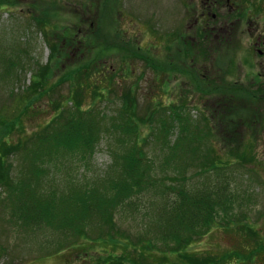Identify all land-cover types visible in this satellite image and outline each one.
<instances>
[{
    "label": "rangeland",
    "instance_id": "1",
    "mask_svg": "<svg viewBox=\"0 0 264 264\" xmlns=\"http://www.w3.org/2000/svg\"><path fill=\"white\" fill-rule=\"evenodd\" d=\"M191 2L0 0V156L4 160L0 161V174L4 175V169L9 168L12 178L8 189L0 185V201L2 197L8 198L12 186V198L21 197L27 186L28 193L33 189L41 193L38 192L41 188L50 192L49 180H41L50 173L56 179L58 195L64 187L87 200L90 196L86 194L104 184L103 181L108 179L112 184L123 180L118 178L121 173L115 159L125 154L122 140H128L129 147L136 141L135 132L134 137L132 132L121 133L124 119L116 113L126 93L124 100L127 103L134 100L139 107L137 118L143 116L145 122L154 125V130L164 124L161 130L164 137L148 138L141 152L147 160H155L156 165L163 156H168V149L176 148L172 145L179 137L181 122H199L200 132L194 125L190 130V137L197 135L194 142L183 144L184 158L193 147L199 148L193 154L196 163L189 166L186 175L189 172L195 183L207 180L215 187L214 191L224 193L225 189L227 196L222 197V204L210 210L209 218L214 222L201 239L192 242L189 250L200 253L202 263L219 260L220 264H264V45L261 39L257 45L254 38L264 30V0H241V9L240 0ZM187 9L194 11L189 18ZM70 14L76 17L71 21L72 27L66 22ZM194 42L202 43L204 55L195 54ZM52 56L57 67L66 71L57 75L61 79L53 77L56 87L49 93L51 70H44V66ZM85 60L89 68L93 61L98 66L81 74L89 72L82 77L83 84L105 77L114 82L102 97L93 100L86 90L76 103L72 97H76L73 90L78 82L73 88L74 81L66 73L69 68L74 69L71 66L77 65L76 61ZM40 72L41 85L33 83ZM69 97L71 103L67 101ZM92 104L100 109L87 111L95 116L100 113L95 119L103 120L99 135L82 129L77 146L67 149L55 147L54 143L46 145L43 130L52 117L62 116L64 124V117L67 118L68 111L73 113L74 106L86 110ZM29 108L32 109L26 111ZM65 110L63 116L61 112ZM164 115L165 120L161 118ZM171 116L177 118L173 120ZM203 116L213 122L206 132ZM137 118L135 121L142 123ZM93 129L96 130L95 126ZM137 129L140 138L149 136L147 126L140 125ZM85 132L88 139L92 138L89 147L82 144ZM26 142L32 150L35 146L36 154L29 158L20 152ZM210 161H219L221 176L206 165ZM199 162L204 163V172L201 166L197 167ZM48 163L54 164L55 171ZM34 167L39 170L45 167V174L36 175ZM156 174L162 178L173 175L168 169L156 170ZM114 175L117 179H113ZM67 176L69 180L65 181ZM0 178L2 182L3 177ZM108 187V193L116 192ZM153 191L156 193L155 189L145 193L144 201L137 210H132L134 214L127 224L120 223L121 217L114 220L121 228L116 233L109 230L111 237L121 243V240L141 241L139 231L154 237L151 227L160 221L155 218L157 205L149 201ZM66 202L68 217L72 218L79 210H75L76 204L69 208L68 201L59 208ZM18 212L13 203L0 208V264H94L95 255L98 260L111 259L103 253L104 249L114 252V247L107 248L108 244L89 249L91 244L81 240L71 245L80 247L81 253L87 255L84 258L78 257L75 249H61L58 229L56 232L50 226L40 225L32 230V225H24V221L17 223ZM163 242L171 245L172 240L167 237ZM126 250L136 252L133 246ZM119 251L122 248H115L116 253Z\"/></svg>",
    "mask_w": 264,
    "mask_h": 264
},
{
    "label": "trees",
    "instance_id": "2",
    "mask_svg": "<svg viewBox=\"0 0 264 264\" xmlns=\"http://www.w3.org/2000/svg\"><path fill=\"white\" fill-rule=\"evenodd\" d=\"M72 20L73 19L69 18L66 19V22L69 23L70 27L74 25L71 23ZM64 31L65 35H68V32L66 30ZM193 46L195 54L204 55V47L202 46V43L194 42ZM100 50L102 49L100 48ZM123 59L124 58H122V60ZM123 62H126V60ZM56 63V59L52 56L50 58V62L44 66V70H51V81L47 84L50 86L49 93H51L56 87V85H54L55 81L53 77L60 78L57 75L60 72L66 71L65 69H62L61 71V67L58 68ZM76 63L77 65L72 64L71 66L74 67V69L69 68L66 73L68 79H72L74 81L73 88L75 87L76 82H78L77 86L73 90L76 97H72L76 103L78 102L79 98L84 96V92L86 93V90L92 94V98L95 100L100 98V96L102 97V93H105L106 89L111 88L110 83L114 82V80L112 79L109 82L106 77L100 81L89 79L88 82H85L84 84L82 83V77L84 75H88L89 72H86L83 75L81 74L87 69L93 70L94 67H97V61L92 62V68H89L90 64L87 63L86 60L82 63L81 61H76ZM129 63L130 61L124 65H129ZM41 73L42 72H40L37 75L38 78L36 77L37 79H35L37 81L36 83L39 85L43 83V77L41 76ZM126 96L127 95L125 93V100ZM124 99L121 100V103L116 110V113H119L124 119V124L121 127L124 130L121 131V133L126 134L132 132L134 137L135 132L136 141L129 147L127 146L128 140H122V149L125 150V154L120 155L119 158L115 159V163H119L118 167L120 168L119 172L121 173L119 174L118 178L121 179L123 177V180H117L116 182L112 181V184L109 183L108 179L107 181H103L102 183L104 184L99 185L96 189L86 194L90 196L89 200H87L83 196H77L75 190H67L66 188L62 187V180L61 192L58 195L56 191V179L53 173L47 175L45 174L46 171H44L46 169L45 167L41 170L34 167V173H36V175L41 176L45 174L44 179L41 178V180L45 182H48L49 180V184H51V191L49 192L48 188H41V190L38 191L41 193H37L34 189L28 193L29 186H27L22 189V195H20L21 197L12 198V186L10 188L12 192L9 190L8 194L6 195L8 198L3 197L1 199L0 208L2 206L3 208L10 206L11 203L16 205L17 209H19V212L16 215L17 223L21 224V222L24 221V225H32V230L38 229V226L40 227V225H46L47 227L50 226L56 229V232L58 229L60 231L59 235L61 236L59 241V243H61V249L72 248L71 245L74 246V244L81 240H83V243L91 244L89 249L98 246L102 247V245L105 246L107 244V248L109 249L114 247V252L104 249L103 253H106V256H110L111 259H116L115 262H113L111 259L105 260L104 257L98 260V257L95 255V261L93 262L94 264H208L201 262L203 257H201L200 253L197 254L193 251H190L189 248L192 242L201 239L206 234V231L214 222L213 219L209 218L211 214L210 210L213 211L216 205L222 204L223 200L221 199L224 195L227 196V193L225 189H223L224 193L220 192L219 190L214 191L213 189H215V187L208 184L207 180H204L205 182L198 183L192 182V175L189 174V172L188 175H186L189 166L195 165L196 163V157H194L193 154H196L194 151L197 152L199 148L198 145L193 147L187 153V157L184 158V154H182L184 148L183 144L188 146L189 141L194 142L197 135H192L191 138L190 130L194 125V129L199 131V122L192 123L185 121L183 123L180 121L182 125L179 129V137L172 145L176 148L168 149V156H163L160 159L161 162H158V165H156L155 160H147L145 158L146 154L141 152L143 149V142L148 138L155 140L156 138L160 139L161 137H164V134L161 132L164 124L161 123L160 127L158 128V126H156L154 130V125L145 122L143 116L141 118L139 117L140 119L136 117L138 116L137 114L139 112V107L135 104L134 100L132 103H127ZM67 100H71V97H69ZM23 103H25L24 99ZM74 108L72 114H70V111L67 112V118L64 117V124H61L62 116H55L54 118L52 117L50 122L44 127L45 130H43V139L45 140L46 145L54 143L55 147L56 145H61L67 149L71 145L77 146L76 141L79 137H81L82 129L86 130V132L95 131L97 135H99V124L102 123L103 120L102 118L95 119V117H99L100 113H97L95 116L93 113H89L87 111L88 108H93L94 111L99 107L95 104H92L88 106L86 110L78 109L75 106ZM31 109L32 108H29L26 111ZM62 110H64V108ZM58 112H56V114ZM61 114L64 116L66 114V110L62 111ZM175 116H171V119L175 120L177 118ZM136 118L142 123L135 121ZM161 118L165 120V115ZM202 121L203 128L205 127L203 132L207 131L206 128L209 127L210 129V126H213V122H211L208 117L206 118L203 116ZM140 125L148 127L149 136H143L140 138L139 130L137 129L140 127ZM94 126L96 130L93 129ZM104 130L107 131V129ZM86 132V138L83 140L84 142L82 144H84L85 147H89L92 138L88 139L87 136L89 135ZM186 132L188 134L183 135ZM58 141H61V143L57 144ZM186 141L188 142L185 143ZM7 145L9 146V144ZM23 146L25 147L24 150L20 151V149L17 148V153L19 150L24 157L28 158L36 154L34 150L35 146L33 147V150L31 147H29L28 142L23 144ZM72 153L74 154V152ZM204 159L206 162H208L207 158ZM0 161L4 162L2 156H0ZM209 163L210 164L206 165L212 167V169H214V173H220L219 176H221L222 171H219V161H210ZM37 164L38 163L34 165L36 166ZM202 164L204 163L199 162L197 167L201 166L203 171L205 165ZM47 166H50V168L54 169L55 171L56 167L54 164L52 165L54 168H52L49 163ZM164 169H168L173 175H167L164 178L161 176L158 177L156 170L164 171ZM9 173L10 169L8 168L4 169V175L0 174V177H3L0 185L5 186L6 189L10 187L12 180ZM113 179H117L115 175ZM66 180H69L68 176L66 177L65 181ZM65 181L63 180L64 184L66 183ZM24 182L25 178L23 177V183ZM121 182L123 183L119 184ZM167 182H169V184ZM107 185L109 186L108 190L116 189V192L113 194L108 193ZM100 188H103V190ZM153 189L156 190V193L154 191L151 192L152 196L149 201H152V203L157 205L156 208L158 209V214H155V218L157 221H160V223L151 227L154 231V237H149L148 232L143 233L140 231L138 236L141 241L134 240V243H131L129 240L124 238L123 239L126 240L127 243H124L123 240H121V243L117 238L111 237L109 230H112L113 233H116L121 228L115 224L116 222H114V220L121 217V220H119L120 223L127 224L126 221L131 219L130 215L134 214L132 210H137L136 207L144 201L145 193L147 192L149 194L150 190ZM112 195H114V197H111ZM15 199L18 201H13ZM60 200L61 203L58 202ZM64 201L69 202V208L73 204H76L75 210H79L72 216V218L68 217L69 213L66 211L67 202L63 207L59 208L60 204L62 205ZM125 209L129 211L127 212ZM56 211L61 212V215L56 214ZM124 212H126V214L122 215ZM57 221H59L58 224H56ZM108 223L111 225H108ZM149 233H152V231H149ZM167 237L172 240L173 243L171 242V245L163 242L165 239H167ZM142 238L145 239V241H143ZM128 239H130L129 236ZM131 246L136 249V252L133 251L130 253V251L128 252L126 250ZM161 247H166V249ZM79 248L80 247L77 249H72H75L74 252H77L78 257L80 258L87 256L82 254ZM115 248H122V251H119L118 254L115 252ZM130 255L133 256L129 257ZM118 257L121 259L118 260ZM101 259H103V262ZM149 259L152 261H149ZM213 264H220L219 260H216Z\"/></svg>",
    "mask_w": 264,
    "mask_h": 264
},
{
    "label": "flooded vegetation",
    "instance_id": "3",
    "mask_svg": "<svg viewBox=\"0 0 264 264\" xmlns=\"http://www.w3.org/2000/svg\"><path fill=\"white\" fill-rule=\"evenodd\" d=\"M213 3H215V1H220V0H211ZM264 36L261 34V35H257V36H255V39H256V44L258 45L259 44V40L261 39L262 41H261V43L264 45Z\"/></svg>",
    "mask_w": 264,
    "mask_h": 264
}]
</instances>
